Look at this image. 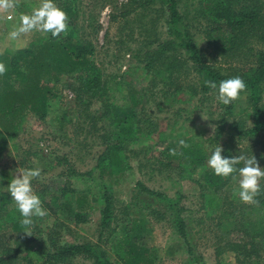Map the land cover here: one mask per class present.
<instances>
[{
  "label": "rangeland",
  "instance_id": "374dc122",
  "mask_svg": "<svg viewBox=\"0 0 264 264\" xmlns=\"http://www.w3.org/2000/svg\"><path fill=\"white\" fill-rule=\"evenodd\" d=\"M60 1V5L70 8L66 12V34L74 41L93 46L90 60L96 68L98 87L81 91L80 83L64 76L58 81L45 80L52 89L46 118L29 115L17 138L0 155V195L9 193L7 187L18 169L40 168L44 179H34L32 187L48 213L43 218H33L34 225L29 229L32 235H13L3 226L0 257L5 256L6 263L15 257L8 264L40 263L65 244H84L98 245L113 264H124L115 254V245L125 234V220L142 219L148 227L134 244L136 249H144L147 257L156 256L154 264H264V240L257 238L253 245L240 228L264 220V208L260 209L264 195L257 197L258 205L244 204L233 194L238 191V179H231L225 188L227 204L223 217L234 219L235 224L231 230L222 229L229 232L223 234L220 211L203 208L198 186L192 180H179L175 173L180 167L163 164L164 157L160 155L162 149L179 140H196L209 157L219 144L224 149L223 156L254 155L264 168V130H252L256 119L247 96L241 95L232 114L225 116L218 109L216 97L202 98L198 94V77L177 44L179 41L169 33L162 6L156 0L147 8L138 7L140 0ZM177 1L184 15L180 29L192 35L208 64L229 77L255 65L257 52L264 49V0H235L237 5L256 8L263 28L253 33H236L237 41L230 50H224L217 34L210 33L209 17L194 11L197 0ZM40 3L41 0H17L10 12L0 11L3 57H9L6 50L13 52L34 36L44 35L40 31L21 33L16 38L10 35L14 26H21V17L30 15ZM15 11L20 12L17 21ZM171 41L175 45H168L164 58L146 70L151 56ZM0 62L4 63V59ZM220 125L223 131L218 137L216 130ZM159 131L165 135L162 143H158ZM125 137L131 140L127 142ZM117 143L129 168L119 176L101 174L94 169L97 158L108 144ZM71 172L92 173L81 177ZM136 183L168 197H175L176 192L182 195L180 206L185 209L182 217L192 254L186 252L178 237L175 217L166 202L142 192ZM62 189L72 191L67 198L70 206L66 208L63 204L67 199H61L53 210L47 209L43 200L53 201L52 196H58ZM105 193L114 219L104 241L97 242L99 210L104 207ZM75 194L87 195L96 208L85 213V204L82 213L86 220L80 224L67 218V209H76ZM243 245L247 254L243 253ZM5 250L12 252L5 255ZM66 264H94V260L81 255Z\"/></svg>",
  "mask_w": 264,
  "mask_h": 264
},
{
  "label": "trees",
  "instance_id": "16d2710c",
  "mask_svg": "<svg viewBox=\"0 0 264 264\" xmlns=\"http://www.w3.org/2000/svg\"><path fill=\"white\" fill-rule=\"evenodd\" d=\"M155 0H140L138 7L147 8ZM60 0H54L63 11L69 12L70 8L65 5H60ZM162 6L163 14L166 24L169 28V33L175 36L179 46L181 45L184 57L189 63L192 70L198 77V94L203 98L212 95L216 97V90L205 86L206 80L216 82L217 86L221 80L230 79L226 74L215 69L208 64L200 50L196 45L195 40L188 31L180 29L183 22L184 15L180 12L177 0H156ZM196 13L204 14L209 17L212 25L210 33L213 32L221 39L224 50H230L236 43V33H244L248 30L250 33L258 31L263 28V21L260 14L255 7L237 5L235 0H197V7L194 10ZM183 29V28H182ZM264 40V36L262 38ZM174 41L167 43L161 47L151 56V59L146 63V70H150L152 64L160 62L164 58L165 52L168 50V45L174 46ZM9 57H3L0 54V60L4 59V64L7 67L5 75L0 76V155L8 148V145L13 142L25 123L29 115L38 116L39 119L44 120L48 113H46L48 106V99L52 95V89L45 83V80L54 78L56 81L61 76L72 79L81 85V91L86 89H96L98 82L95 78L96 68L94 67L90 57L94 49L88 42L74 41L69 35L61 34L58 38H52L51 33H44V35L34 36L27 46L23 49L15 51H5ZM150 68V69H149ZM86 73H89L86 74ZM246 85L247 91L241 93L246 95L250 104L253 116L256 119V127H253L254 132L264 130V102H263V85H264V49L257 52L256 62L253 67L238 74ZM68 98V97H66ZM237 101V100H236ZM236 101L230 105H224L217 100L219 111L225 115L230 116L234 110ZM132 125H129V131H132ZM223 131V125L217 127L216 135L219 137ZM129 135V134H128ZM118 138V137H116ZM158 143L165 141L163 132H157ZM173 138V136H171ZM125 140L129 142L128 137ZM189 147L182 148L179 143L169 145L167 148L160 151V155L164 157L161 161L165 165H173L180 167L177 175L179 180H192L200 189V195L203 203V208L208 210H219L221 217L224 219L220 229L231 230L235 224L232 218H224L226 216L227 195L225 188L229 184L231 177L225 179L216 176L212 169L207 167V160L209 155L205 148L199 142L184 139ZM180 141V140H179ZM171 149L177 150V155L169 154ZM121 147L108 144L104 152L97 158L95 170H99L101 174H108L110 176H119L122 171L128 169L127 163L122 160L120 156ZM125 159V158H124ZM92 172L78 174L71 172V175L81 177H90ZM137 187L142 192L155 195L163 199L169 210L175 217L174 228L182 244L186 248L188 254H192V248L188 240V232L186 223L182 217L184 207L180 206L182 195L176 192L175 197H168L162 193H155L154 191L144 187L142 184L136 183ZM72 191L62 189L59 195H53V201L43 200L44 206L49 210L61 199H67ZM261 194L264 195V187ZM260 194V196H261ZM74 203L76 209L68 208L67 218L70 222L75 224L84 223L86 212H92L96 208L88 201V196L85 194H78L74 196ZM104 194V207L99 212L100 229L97 236V242L104 241L106 232L110 230L112 220L114 219L111 211V205ZM63 204L66 208L69 207L68 199ZM85 204L87 210L82 213ZM264 199L260 209L264 208ZM228 206V205H227ZM70 209V210H69ZM153 213L161 216L156 211ZM224 216V217H223ZM22 217L17 209L15 202L10 197L9 193L0 195V230L4 227L8 228L13 235L22 236L25 234L32 235L33 232L29 229L25 230L21 227L20 221ZM124 220H121L123 223ZM147 222V221H146ZM142 219H127L123 229L125 234L116 243L115 254L123 260L124 264H154L155 257H147L144 249H136L134 242L140 238L148 227V224ZM244 226V225H243ZM241 226L242 234L245 237H250V243L257 238L264 240V220L259 222H249L247 226ZM223 232V231H222ZM229 232H223L228 234ZM254 245V244H253ZM235 250L239 248L236 245ZM244 254H247L245 246H242ZM5 255L12 252V250H5ZM150 253V251H147ZM223 252V251H222ZM217 254L218 251H217ZM81 255L91 256L94 264H113L109 261L106 253L100 246H90L84 244L69 245L65 244L49 253L42 262L27 261L24 264H66L74 257ZM150 256V255H149ZM5 256L0 257V264H8L15 260V257H10L9 261H5Z\"/></svg>",
  "mask_w": 264,
  "mask_h": 264
},
{
  "label": "clouds",
  "instance_id": "9594fccd",
  "mask_svg": "<svg viewBox=\"0 0 264 264\" xmlns=\"http://www.w3.org/2000/svg\"><path fill=\"white\" fill-rule=\"evenodd\" d=\"M16 3L17 0H0V11L10 12L16 7ZM8 18L11 19V16ZM21 22V26H14L11 31L10 35L13 38L21 33L40 31L51 33L52 38L55 39L61 34H66L69 28L67 13L57 6L54 0H41L40 5L30 15L21 17ZM6 72V65L0 62V76L5 75ZM205 86L216 90V99L224 105L232 104L240 99L241 93L247 91L245 81L239 76L221 80L218 86L216 82L206 80ZM178 143L182 148L189 147L183 139ZM223 151V147L218 144L207 160V167L212 169L216 176L225 179L231 177L234 181L238 179V191H234L233 194L238 196L244 204L258 205L257 197L262 191L261 181L264 180V168L260 167L254 155L249 157L241 154L229 158L222 155ZM169 154L175 156L177 150L171 149ZM34 179H44L42 169H18L7 187L22 217L21 227L25 230L34 225V217L43 218L48 215L40 197L33 190L32 181Z\"/></svg>",
  "mask_w": 264,
  "mask_h": 264
},
{
  "label": "crops",
  "instance_id": "0c3cea01",
  "mask_svg": "<svg viewBox=\"0 0 264 264\" xmlns=\"http://www.w3.org/2000/svg\"><path fill=\"white\" fill-rule=\"evenodd\" d=\"M18 4H20V3H18ZM23 5H26V3H23ZM19 14H20V12L18 11H15V14H14V20L15 21H17L18 20V17L17 16H19ZM21 16V15H20ZM9 17V16H8ZM27 46V43L25 44V46H24V44H23V46L22 47H19V49H23V48H25ZM15 50H18V49H15ZM14 50V51H15Z\"/></svg>",
  "mask_w": 264,
  "mask_h": 264
}]
</instances>
